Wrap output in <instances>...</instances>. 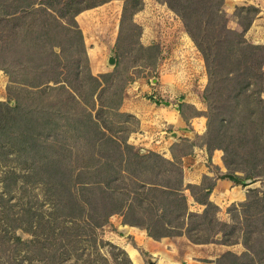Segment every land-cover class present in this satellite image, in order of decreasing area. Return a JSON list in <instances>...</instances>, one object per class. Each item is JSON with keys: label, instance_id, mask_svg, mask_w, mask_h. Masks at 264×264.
<instances>
[{"label": "trees", "instance_id": "1", "mask_svg": "<svg viewBox=\"0 0 264 264\" xmlns=\"http://www.w3.org/2000/svg\"><path fill=\"white\" fill-rule=\"evenodd\" d=\"M111 1L0 0V71L12 86L60 98L55 114L14 97L11 87L9 104L0 102V150L9 140L32 158L25 174L6 170L0 176V264H133L124 250L102 239V229L114 215L154 241L184 236L194 245L244 249L240 255L223 253L215 264H264V172L257 171L264 164V46L245 39L259 8L236 7V31L228 27L225 0H156L180 20L202 57L209 111L214 106L207 92L218 94L217 115L210 112L205 133L195 136L203 140L206 168L214 177L203 175L199 185H185L181 157L192 155L195 141L182 140L187 150L179 157L171 152L168 160L136 150L128 143L134 130L118 137L114 123L103 117H124L120 108L125 86L116 77L120 61L113 72L93 75L76 17ZM119 1L116 50L125 38L138 37L140 28L132 18L143 6L142 0ZM138 49L150 60L158 57L156 45ZM182 107L179 114L187 124ZM71 111L81 116L73 118L72 127L82 147L41 144L44 160H39L27 132H56L61 116ZM22 130L16 143L13 132ZM215 150L223 153L225 172L211 163ZM223 179L261 184L260 189L249 188L243 202L228 206L226 221L209 200L215 180ZM34 185L41 188L42 200L31 193ZM186 191L204 207L202 213L189 211ZM105 246L117 254L108 252V259L102 253ZM131 246L148 258L133 242Z\"/></svg>", "mask_w": 264, "mask_h": 264}, {"label": "rangeland", "instance_id": "2", "mask_svg": "<svg viewBox=\"0 0 264 264\" xmlns=\"http://www.w3.org/2000/svg\"><path fill=\"white\" fill-rule=\"evenodd\" d=\"M142 2V9L132 18L133 22L140 28L138 37L125 38L121 41L117 50L115 49V44L118 36L122 1H111L94 9L86 10L76 17V21L83 34L91 73L98 75L100 73L113 72L114 68L110 67L107 63L109 51L113 49L116 54V60L120 61L116 77L125 86L123 99L124 97H128V95L133 97L139 96L141 98L136 97L133 99V104H135L137 109V117L126 112V109L122 108V105L120 112L124 114V117H117L112 114L103 116L104 118H109L114 123V126L118 130L117 136H124L126 129H132L134 132L129 135L128 143L136 150H157L158 153H155L165 158L163 155L168 154L165 153L164 149L170 144L169 153L173 152V154L179 157L184 150H187L186 143L182 141L183 139H180L181 141L176 143L178 138L175 139L170 134L176 132L177 136H179L181 129L177 124L169 123L165 119L166 115L174 110L166 108L161 104L156 105V108L149 107V103L145 102V100L150 101L147 98L151 97L158 102H169L173 106L183 104L182 108L185 111L183 117L185 119H187V116L192 117L194 115L199 118L203 117V119L195 121L194 126L199 130L201 126L198 125L205 122L206 131V116L210 112L213 115H217L215 106L219 104L218 94L216 90L207 92V96L214 106V110L209 111L207 103L204 100L208 84L204 63L201 55L188 38L180 20L165 5L158 3L156 0H142ZM234 2L233 0H227L224 3L223 10L229 17L228 27L232 30L240 31V28L232 17L233 11L236 7L251 4L246 3L233 8ZM255 7L259 8L260 14L255 18L250 29L245 34V39L253 44L264 46V6L258 5ZM136 43L142 47L158 46V57L150 60L147 54H145L146 52L138 49ZM262 70L264 71V63ZM154 79H156L155 83ZM10 85L7 77L0 71V102L9 104L7 91L8 87H11L14 97L20 96L23 101L29 104L39 103V108L43 112L49 114H52V112L56 113L58 109V106H56L57 100L60 99L57 94L51 93L39 96L37 91H32L19 85ZM71 112L65 115V117L61 116V120L57 123L59 128H61L56 132H53V130H48L42 134H38L37 131L27 132L26 135H31V138L34 139V154H37L39 160H44L41 159V156H43L41 144L57 145L56 147L65 145L73 150H79L82 147L81 139L72 127L74 126L73 118L77 119L81 116L75 111ZM127 116H130V118ZM140 123L151 134L164 133L161 134L163 138L160 141L154 139L146 140L149 142L150 150H146L140 146L141 142L134 144V141L130 140L132 135L139 130ZM187 124L189 129L192 130L190 123L187 122ZM13 135L15 136L14 141L17 143L16 139L24 135V130H22V133L21 131H15ZM134 139L137 140V137ZM194 141L198 146H201L203 143L202 139H194ZM8 142L9 140L5 144V150H0V176L6 170H14L20 175L25 174L28 166L32 163L31 156L18 152L19 145L14 143L8 144ZM243 166L245 167V165ZM257 171L264 172V164H259ZM237 175L243 176L244 173L237 172ZM254 186H256L254 188L260 189V181H257ZM31 193L42 200L43 192L39 186H32ZM123 226L120 216H111L108 224L102 229V239L122 250H124L126 244L131 246V242L141 249L134 241L131 233H127L124 237L120 236L118 230ZM23 237L28 238L25 234H23ZM108 252L117 254L116 250L108 246L102 248V253L110 259ZM137 254L140 264H147L144 257L138 252ZM148 257L151 258L149 255ZM117 258L118 262L123 263L121 255H118ZM129 259L131 260L130 257ZM131 262L134 264L132 260Z\"/></svg>", "mask_w": 264, "mask_h": 264}, {"label": "crops", "instance_id": "3", "mask_svg": "<svg viewBox=\"0 0 264 264\" xmlns=\"http://www.w3.org/2000/svg\"><path fill=\"white\" fill-rule=\"evenodd\" d=\"M227 1V0H226ZM225 1V2H226ZM234 6L244 5V4H251V5H263L264 0H233ZM85 34V33H84ZM140 98L139 96H136ZM131 95L128 97H124L122 108L126 109V112L134 115L137 117V109L135 104H133V99L136 98ZM141 99V98H140ZM145 102L149 103V107L156 108V104H152L150 101ZM168 110V109H167ZM182 112L185 113L184 108H182ZM166 121L172 124H177L181 131H179V136H177L178 143L183 140H188L189 142L194 141L196 135H203L205 131V122L201 125V128L197 130L194 126V122L202 118L198 116H187V120L192 127V130L189 129V126L180 116L179 112L171 111L165 117ZM190 130V131H189ZM161 134H151L150 131L140 123L139 130L132 135L130 140L134 141V144L137 142H141L140 146L144 147L146 150H150L149 142L146 140H158L160 141ZM150 135V136H149ZM137 137V140L134 138ZM170 144L167 148H165V153L168 155H163L165 159L171 160V154L169 153ZM150 151H154L151 149ZM154 152H157L155 150ZM163 154V153H161ZM222 151L215 150L211 154V163L215 167H217L220 172H225L226 169L222 162ZM206 149L204 146H196L192 149V155H185L181 157L182 161V168H183V175H184V184H191V185H199L201 182V178L203 175L208 176L209 178H213L214 175L208 172L206 168ZM255 183L250 187H243L241 184L237 185L236 183L223 179V180H215L213 191L209 197L210 202L216 205L220 212L218 217L221 220H228V214L226 213V209L231 204H236L243 202L245 200L246 192L249 188H254ZM187 196V202L189 206V211L193 213L200 214L202 213L204 207L200 206L192 200L189 196V193L185 192ZM128 233L134 237V241L137 243L141 249L146 252L151 258L153 264H215V261L225 252H232L236 255H240L244 249L241 245H233V246H224L220 244H206V245H194L190 243L184 236L180 237H168L162 238L159 241H154L151 238L146 236V233L142 230H139L134 227L128 228ZM124 250L128 253V256L134 262V264H140L139 256L136 250L129 246L125 245Z\"/></svg>", "mask_w": 264, "mask_h": 264}, {"label": "water", "instance_id": "4", "mask_svg": "<svg viewBox=\"0 0 264 264\" xmlns=\"http://www.w3.org/2000/svg\"><path fill=\"white\" fill-rule=\"evenodd\" d=\"M107 63L110 67H115L116 65V54L114 52L113 49H111L109 51V55H108V60H107ZM156 82V79H154V83ZM182 101V100H180ZM159 104H161L162 106L166 107V108H172L174 111H176L177 113L179 112V106L178 105H172L171 103L169 102H159ZM173 138H177V133L176 132H172L170 134ZM242 185H245V187H250L252 186L254 183H252V180L251 179H248V180H244L241 182ZM128 228L129 226L128 225H124L122 228H120L118 230L120 236L124 237L127 233H128ZM146 260V263L147 264H153L152 260L148 257L145 259Z\"/></svg>", "mask_w": 264, "mask_h": 264}, {"label": "built area", "instance_id": "5", "mask_svg": "<svg viewBox=\"0 0 264 264\" xmlns=\"http://www.w3.org/2000/svg\"><path fill=\"white\" fill-rule=\"evenodd\" d=\"M141 151H144V150H141Z\"/></svg>", "mask_w": 264, "mask_h": 264}]
</instances>
